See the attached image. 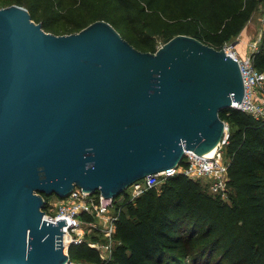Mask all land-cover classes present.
<instances>
[{
	"label": "water",
	"instance_id": "1",
	"mask_svg": "<svg viewBox=\"0 0 264 264\" xmlns=\"http://www.w3.org/2000/svg\"><path fill=\"white\" fill-rule=\"evenodd\" d=\"M244 98L239 62L192 36L143 52L104 20L56 35L0 8V264H66L45 196L117 198L218 147Z\"/></svg>",
	"mask_w": 264,
	"mask_h": 264
},
{
	"label": "trees",
	"instance_id": "2",
	"mask_svg": "<svg viewBox=\"0 0 264 264\" xmlns=\"http://www.w3.org/2000/svg\"><path fill=\"white\" fill-rule=\"evenodd\" d=\"M27 8L45 31L73 34L104 20L134 47L155 53L188 35L216 49L241 35L264 0H0ZM264 72V34L253 53ZM224 147L229 199L184 174L118 204L110 259L84 241L70 248L76 264H264V120L228 108ZM45 198L48 200L45 196ZM92 240L104 241L102 236Z\"/></svg>",
	"mask_w": 264,
	"mask_h": 264
},
{
	"label": "built area",
	"instance_id": "3",
	"mask_svg": "<svg viewBox=\"0 0 264 264\" xmlns=\"http://www.w3.org/2000/svg\"><path fill=\"white\" fill-rule=\"evenodd\" d=\"M261 39L262 37L255 41L251 45V53H246L244 56L230 42L221 49L239 62L244 78L245 98L242 103H234L232 108L240 109L256 119L264 120V72L255 67L253 58V53L258 50ZM228 136L229 128L214 155H198L193 151H187L183 161L177 167L151 174L134 183L130 186L131 192H127L128 195L134 199L147 189L159 187L168 177L184 174L189 178L204 181L212 193L228 200L229 164L222 155ZM125 197L126 195L122 194L121 197L107 198L100 191L92 193L76 187L67 198L61 199L57 196L48 200L45 198L43 220L58 223L60 219H66L68 223L63 226L64 252L69 256L66 264H76L71 260L70 248L84 241L88 242L90 247L100 251L104 259L112 257L117 243L115 239L117 207ZM94 235L102 236L104 241L92 240L91 236Z\"/></svg>",
	"mask_w": 264,
	"mask_h": 264
},
{
	"label": "rangeland",
	"instance_id": "4",
	"mask_svg": "<svg viewBox=\"0 0 264 264\" xmlns=\"http://www.w3.org/2000/svg\"><path fill=\"white\" fill-rule=\"evenodd\" d=\"M6 6L0 4V8H5ZM9 7V6H8ZM77 33V32H76ZM264 34V5L262 4L260 8L254 13L251 21L247 24L243 32L239 37L230 43L233 44L236 50L243 56L247 53H251L252 44L257 41ZM57 35V34H56ZM58 35H67V34H58ZM164 40L160 38L158 40V49L164 45ZM229 128V125H228ZM228 140V139H227ZM227 144V141H226ZM224 144V147L225 145ZM224 147L222 150V155L225 157ZM227 160V159H226ZM228 162V160H227ZM126 192H131V188L128 187ZM56 195L46 196L47 198H53ZM122 195H120L121 197Z\"/></svg>",
	"mask_w": 264,
	"mask_h": 264
},
{
	"label": "bare ground",
	"instance_id": "5",
	"mask_svg": "<svg viewBox=\"0 0 264 264\" xmlns=\"http://www.w3.org/2000/svg\"><path fill=\"white\" fill-rule=\"evenodd\" d=\"M217 148H218V147H216V148H214L213 150L207 152L206 155H207V156H212V155H214V154L216 153V151H217Z\"/></svg>",
	"mask_w": 264,
	"mask_h": 264
}]
</instances>
